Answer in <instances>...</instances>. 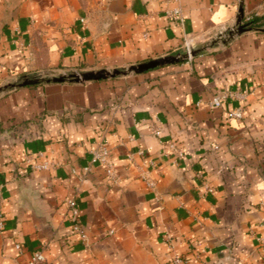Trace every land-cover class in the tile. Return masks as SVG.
<instances>
[{
	"label": "crops",
	"instance_id": "obj_1",
	"mask_svg": "<svg viewBox=\"0 0 264 264\" xmlns=\"http://www.w3.org/2000/svg\"><path fill=\"white\" fill-rule=\"evenodd\" d=\"M239 2L0 0V264H27L44 242L42 264H171L165 233L206 247L196 260L178 245L189 264H264V25L210 41L235 27ZM176 6L182 21L166 15ZM243 16L263 24L264 0H243ZM185 39L198 50L189 61L46 80L53 71L125 70L181 54ZM227 90L239 97L212 107ZM238 106L241 118L230 115ZM103 131L117 183L99 165L83 178L70 172L86 164ZM160 141L183 151L178 165ZM139 149L154 164L146 166L154 189L129 160L145 163ZM38 152L34 161L59 166L31 169L24 157ZM202 180L212 193H201ZM70 197L86 245L69 225Z\"/></svg>",
	"mask_w": 264,
	"mask_h": 264
},
{
	"label": "built area",
	"instance_id": "obj_2",
	"mask_svg": "<svg viewBox=\"0 0 264 264\" xmlns=\"http://www.w3.org/2000/svg\"><path fill=\"white\" fill-rule=\"evenodd\" d=\"M166 15L173 18L177 21H182V15H181V9L176 6L170 10L166 11ZM251 17L247 16L245 17V20H249ZM81 21H83L81 19ZM184 50L186 53H188L186 59L189 61L192 56L189 55V52L191 50L188 41L184 40ZM71 73L79 74L78 71H73ZM69 72L66 71H53L50 73H47V77H54V76H67ZM239 97V94L232 91H223L220 94H215L211 101L210 105L212 107H220L222 105V101L227 98H236ZM243 113V109L241 106H238L230 111V115L236 118H241ZM161 146V152L171 159V162L174 165H178L179 161L183 157V151L178 148L175 143L173 142H162L160 141ZM137 153L145 159V163L142 165H137L134 162V159L132 155H129V160L131 163H133L138 170L139 177L145 182L148 188L154 189L156 186V183L154 179L151 177L150 169L153 167V162L144 156V152L142 150H138ZM43 154L41 152L38 153H29L27 154L24 159L27 161L28 166L31 169H50V168H57L59 166L58 162L55 161H48L43 160L41 162L34 161L35 157H42ZM148 164V165H147ZM95 165L101 166L103 169V173L105 177L108 178L109 181L112 183L118 182V175L114 168V163L110 155V147L109 143L105 137V131H103L99 137L94 142V146L89 151V156L87 159V162L85 165H83L80 169H77L75 167L70 168V172L76 176H79L80 178L85 177L87 174H89L92 171V168ZM146 166H149L148 168ZM3 189V183L0 182V232L4 229V222H5V216L3 212V204H4V198L2 194ZM199 189L203 195H207L209 193L213 192V187L208 184L205 180H202ZM66 206L68 208L69 212V225L71 227V230L78 233L79 235V241L82 245H86L88 243V235L83 231L81 221H80V215L79 210L77 208L76 200L73 197L67 198L65 200ZM162 242L167 247V249L172 253L171 256V264H189V259L182 255L178 250V245L184 243L187 248L192 249L193 256L196 260H199L206 252V247H200V248H194L191 241L187 237H173L170 233H165L162 237ZM49 244L47 242L42 243L41 247L37 250H35L32 255L30 256L27 264H42L46 260V251L48 249ZM15 250L18 253H22L23 249L20 243H15L14 245Z\"/></svg>",
	"mask_w": 264,
	"mask_h": 264
},
{
	"label": "water",
	"instance_id": "obj_3",
	"mask_svg": "<svg viewBox=\"0 0 264 264\" xmlns=\"http://www.w3.org/2000/svg\"><path fill=\"white\" fill-rule=\"evenodd\" d=\"M243 16V0H240L239 2V7H238V14L236 16V25L234 28H231L228 33L229 36H233L235 34H240L247 30L246 27L241 25V19ZM198 50H193L191 49L189 52L190 56H194ZM188 53L183 52L181 54L177 55H166L162 57H158L155 59H151L136 65H130L127 69L125 70H120V69H114L112 71H107L104 69H100L97 71H80L79 74L75 73H69L67 76L59 75V76H54V77H47V80L54 81V82H62L64 80H70V81H87V80H99V79H104L107 77H113L118 74H125L127 72H146L149 70H152L154 68H157L162 65L170 64V63H177L182 60H184L187 57ZM37 79L41 78H25L22 82L18 83L19 86H24V85H31L34 84L37 81ZM3 89L0 88V91Z\"/></svg>",
	"mask_w": 264,
	"mask_h": 264
},
{
	"label": "trees",
	"instance_id": "obj_4",
	"mask_svg": "<svg viewBox=\"0 0 264 264\" xmlns=\"http://www.w3.org/2000/svg\"><path fill=\"white\" fill-rule=\"evenodd\" d=\"M245 17L246 16H242L241 25H243L246 28H249V29H251V28H258V27H262L264 25V23L263 24L257 23V21L259 20V18L254 17V18H251L249 20H245ZM39 80H41V79H37V81H39ZM14 86H16V85H7L5 87V89H10V88H12Z\"/></svg>",
	"mask_w": 264,
	"mask_h": 264
},
{
	"label": "rangeland",
	"instance_id": "obj_5",
	"mask_svg": "<svg viewBox=\"0 0 264 264\" xmlns=\"http://www.w3.org/2000/svg\"><path fill=\"white\" fill-rule=\"evenodd\" d=\"M229 37V33L228 32H223L222 34H218L214 39H211L210 41L212 43L214 42H218L219 44H222L225 40H227ZM185 52V50H184Z\"/></svg>",
	"mask_w": 264,
	"mask_h": 264
}]
</instances>
